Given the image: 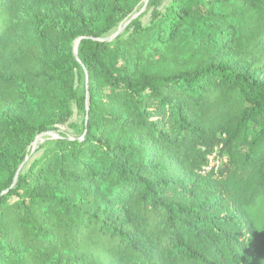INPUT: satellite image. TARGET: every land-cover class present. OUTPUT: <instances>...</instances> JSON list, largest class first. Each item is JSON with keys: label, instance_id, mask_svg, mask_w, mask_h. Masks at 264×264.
Masks as SVG:
<instances>
[{"label": "trees", "instance_id": "1", "mask_svg": "<svg viewBox=\"0 0 264 264\" xmlns=\"http://www.w3.org/2000/svg\"><path fill=\"white\" fill-rule=\"evenodd\" d=\"M143 1L0 0V264L256 260L264 0H172L105 40ZM74 106L80 135L16 178Z\"/></svg>", "mask_w": 264, "mask_h": 264}, {"label": "rangeland", "instance_id": "2", "mask_svg": "<svg viewBox=\"0 0 264 264\" xmlns=\"http://www.w3.org/2000/svg\"><path fill=\"white\" fill-rule=\"evenodd\" d=\"M172 0H154V4L150 5L149 0L147 5H145V1L140 4V6L135 9L133 13H131L128 17L121 20L113 30H111L106 37H110L112 35L127 37L132 31L133 27L128 29V26L134 20L137 21L136 26L145 27L150 25L157 18H159L160 13H164L165 10L170 6ZM116 36V37H117ZM215 63H219L216 61ZM77 84L79 88L82 90L84 87V77L80 73L77 72ZM84 120V113L81 108H77L74 106L73 113L70 119L62 125H59L56 129L48 130L49 132H56L58 134H65L70 137L80 135V129L82 127V122ZM257 131V129H256ZM38 134L37 136H39ZM57 139L52 135H45L43 138L39 139L37 143H32L27 148V156L25 157L23 163L24 165L21 168V172L25 173L30 164L37 158H39L46 146L50 143V141ZM22 163V164H23ZM21 164V165H22ZM20 165V166H21ZM19 166V167H20ZM257 209L254 212L255 220L258 224L257 232L259 234V239L255 242L256 245V260L252 262V264H264V199L258 198Z\"/></svg>", "mask_w": 264, "mask_h": 264}, {"label": "water", "instance_id": "3", "mask_svg": "<svg viewBox=\"0 0 264 264\" xmlns=\"http://www.w3.org/2000/svg\"><path fill=\"white\" fill-rule=\"evenodd\" d=\"M147 3H148V0H145V5H147ZM117 34H118V33H116L115 35H112V36L106 38L105 40L112 41V40L117 36ZM79 41H80V39H78V40L75 42V55H76V56H77V48H78V45H79ZM87 116H88V108H87ZM47 134L52 135V136H54V137H56V138H60L59 134L56 133V132H44V133H41L39 136L36 137L34 143H37V141H38L39 139L43 138V137H44L45 135H47ZM25 162H26V161H25ZM25 162H24V163H25ZM24 163L18 168L17 173H16V178H17L18 175L20 174V172H21V168H22V166L24 165Z\"/></svg>", "mask_w": 264, "mask_h": 264}, {"label": "built area", "instance_id": "4", "mask_svg": "<svg viewBox=\"0 0 264 264\" xmlns=\"http://www.w3.org/2000/svg\"><path fill=\"white\" fill-rule=\"evenodd\" d=\"M221 162V159L216 156V153H213L210 156V165L211 166H218Z\"/></svg>", "mask_w": 264, "mask_h": 264}]
</instances>
